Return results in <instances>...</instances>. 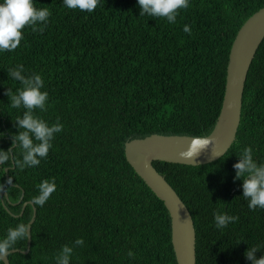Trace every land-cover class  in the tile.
<instances>
[{"label":"trees","instance_id":"1","mask_svg":"<svg viewBox=\"0 0 264 264\" xmlns=\"http://www.w3.org/2000/svg\"><path fill=\"white\" fill-rule=\"evenodd\" d=\"M34 3L51 12L44 31L26 27L17 49L0 52V149L19 158V145L11 146L20 131L15 120L25 110L12 109L5 95L22 87L8 73L17 64L44 80L47 111L35 114L50 125L59 118L63 129L38 166L0 165V238L36 211L29 252L10 253L9 263L55 264L63 245L83 238L71 264H177L169 212L129 164L124 145L151 134L212 131L233 40L264 0H190L172 24L139 16L137 0H99L92 13L67 9L63 0ZM246 146L264 163V39L225 154L196 166L153 161L192 216L196 264H251L248 247L264 245V209L250 211L242 181L233 179L236 155ZM45 179H54L56 190L42 207L31 205ZM214 212L239 219L218 230ZM26 248L27 241L17 245Z\"/></svg>","mask_w":264,"mask_h":264},{"label":"clouds","instance_id":"2","mask_svg":"<svg viewBox=\"0 0 264 264\" xmlns=\"http://www.w3.org/2000/svg\"><path fill=\"white\" fill-rule=\"evenodd\" d=\"M99 0H63L65 8L78 9L82 12L92 13L98 6ZM190 0H137L140 10L139 16H149L153 18H164L170 24L176 22L179 10L189 7ZM34 0H0V52H12L20 46L23 39V31L26 27L33 32H43L44 27L49 22L51 12L48 8H37ZM185 33L191 34L190 28L185 25ZM12 80L17 81L22 86L15 92L9 88L5 95L9 98V106L12 109L25 111L22 116L15 120L20 129L13 135L12 148L19 145V158L16 151H6L0 149V165L11 162L15 167L23 170L38 166L42 159H45L49 150L53 147L52 141L55 135L60 133L63 125L59 118L53 124L35 114V110L47 111L48 92L43 91L44 80L40 74L33 73L25 75L23 64H17L8 69ZM212 145V140L206 136H193L187 149L180 153L185 160H195L202 150ZM213 156H219L213 153ZM238 162L233 165L235 170V180L242 181V197L247 201L250 211L257 208L264 209V163L258 162L253 157V149L246 146L236 155ZM56 190L54 179L42 180L38 185V194L32 198V203L36 206H43ZM214 225L218 230H223L231 223H235L239 218L229 215L226 212H214ZM30 224L18 223L14 227H9L5 235L0 238V264H5V258L17 250V245L21 241H27L30 236ZM84 245L83 238L75 239L71 245H63L59 252L53 257L55 264H71L73 252L76 247ZM264 249V245H257L249 248L244 253L245 258L251 264H264V255L259 258L256 253ZM128 256L131 258L134 253L129 250Z\"/></svg>","mask_w":264,"mask_h":264},{"label":"water","instance_id":"3","mask_svg":"<svg viewBox=\"0 0 264 264\" xmlns=\"http://www.w3.org/2000/svg\"><path fill=\"white\" fill-rule=\"evenodd\" d=\"M264 39V6L251 15L238 30L229 54L226 71L225 92L220 113L212 131L205 135L212 145L202 150L195 160H185L180 153L185 151L193 136L151 134L129 140L124 145L125 156L135 172L144 180L152 192L163 201L171 222V242L177 264H196V232L189 209L175 189L153 166V161H165L186 165H201L219 159L233 143L240 122L242 95L246 76L257 48ZM214 154L219 156H213ZM28 202L22 207V212ZM33 205L32 202H30ZM35 209L28 222L30 236L25 250L31 245V225L35 220ZM14 251V252H15ZM12 253V252H11ZM5 264H10L8 256Z\"/></svg>","mask_w":264,"mask_h":264}]
</instances>
